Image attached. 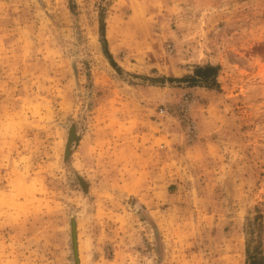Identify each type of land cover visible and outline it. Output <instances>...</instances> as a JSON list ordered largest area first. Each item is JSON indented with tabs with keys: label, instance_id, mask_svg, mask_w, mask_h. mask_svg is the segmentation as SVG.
<instances>
[{
	"label": "rangeland",
	"instance_id": "obj_1",
	"mask_svg": "<svg viewBox=\"0 0 264 264\" xmlns=\"http://www.w3.org/2000/svg\"><path fill=\"white\" fill-rule=\"evenodd\" d=\"M248 249L264 264V0H0V264Z\"/></svg>",
	"mask_w": 264,
	"mask_h": 264
},
{
	"label": "trees",
	"instance_id": "obj_2",
	"mask_svg": "<svg viewBox=\"0 0 264 264\" xmlns=\"http://www.w3.org/2000/svg\"><path fill=\"white\" fill-rule=\"evenodd\" d=\"M101 42L103 44V52H104L105 56H108V52H107L106 47H105V40H104V37H103V34H102V27H101ZM212 71H215V69H214V67H211V66H205V67L196 68L195 71H194V75H193L191 80L192 81L201 80V81H205L206 82L208 80L209 73H211ZM180 80L183 81V80H186V79H180ZM249 252L250 251L248 249L247 250V256H248L249 264H256L257 263L256 259L252 258L255 255L252 256Z\"/></svg>",
	"mask_w": 264,
	"mask_h": 264
},
{
	"label": "water",
	"instance_id": "obj_3",
	"mask_svg": "<svg viewBox=\"0 0 264 264\" xmlns=\"http://www.w3.org/2000/svg\"><path fill=\"white\" fill-rule=\"evenodd\" d=\"M72 138H73V130H72L71 133H70L69 140H71ZM66 153H68V147H67V149H66Z\"/></svg>",
	"mask_w": 264,
	"mask_h": 264
}]
</instances>
